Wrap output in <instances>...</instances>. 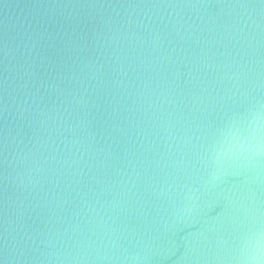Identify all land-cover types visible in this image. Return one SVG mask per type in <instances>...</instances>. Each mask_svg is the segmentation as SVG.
Returning a JSON list of instances; mask_svg holds the SVG:
<instances>
[{"label":"water","instance_id":"95a60500","mask_svg":"<svg viewBox=\"0 0 264 264\" xmlns=\"http://www.w3.org/2000/svg\"><path fill=\"white\" fill-rule=\"evenodd\" d=\"M0 264H264V0H0Z\"/></svg>","mask_w":264,"mask_h":264}]
</instances>
